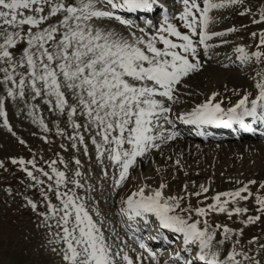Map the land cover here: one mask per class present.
<instances>
[{
    "label": "snow or ice",
    "instance_id": "obj_1",
    "mask_svg": "<svg viewBox=\"0 0 264 264\" xmlns=\"http://www.w3.org/2000/svg\"><path fill=\"white\" fill-rule=\"evenodd\" d=\"M180 3L176 9V0L172 7L168 0H0V118L12 131L7 105L23 103L33 123L50 132L42 113H37L40 105L36 101L40 100L57 117L55 134L69 142L61 143L60 148L74 150L69 161L59 153L56 159L41 156L39 163L35 154L27 160L11 158L31 181L26 187L39 193V199L25 195L23 206L37 216L36 226L45 230L48 251L59 257V264H264L260 237L248 241L256 245L250 254L238 238L243 236V228L210 222L212 214L231 218L248 213L240 202L250 198L257 214L248 215L241 223L259 221L264 216V194L251 190L256 180L211 197L207 195L210 184L190 191L185 183L181 194L166 195L168 185L163 182L156 188L142 184L121 197L118 213L131 222L126 224L129 230L143 222L157 227L158 238L169 239L162 230L179 235L170 259L161 260L134 232L140 251L131 248L111 221H106L92 195L95 185L88 183L75 155L82 152L89 156L90 141L102 176H108L105 158L113 167L115 194L137 158L177 139L176 120L198 128L238 124L249 131V118L264 124V0L258 5L251 0ZM218 9L235 10L258 26L250 32L251 46L235 48L241 66H262L252 77L253 91L243 90L227 107L219 99L220 93L212 91L202 102L173 117L179 88L186 87L184 80L190 74L205 67L209 50L216 46L210 43L213 38L227 44L223 39L227 34L248 28L242 24L240 28L213 30L217 21L212 12ZM60 117H66L64 128ZM43 139L48 142L47 136ZM175 164L182 166L179 158ZM192 185L195 189L194 181ZM258 187L264 190V181ZM7 191L11 194L12 190Z\"/></svg>",
    "mask_w": 264,
    "mask_h": 264
},
{
    "label": "rangeland",
    "instance_id": "obj_2",
    "mask_svg": "<svg viewBox=\"0 0 264 264\" xmlns=\"http://www.w3.org/2000/svg\"><path fill=\"white\" fill-rule=\"evenodd\" d=\"M247 2L248 0H246V3ZM251 2L258 5L260 3V0H251ZM180 7L181 3L175 8L179 9ZM212 15L216 17L217 22L211 27L216 31H222L225 28L231 26L240 28L242 24H250V21L248 22L247 20L249 19L248 16L238 15L237 12L232 9L213 10ZM142 20L143 19H140V22H142ZM249 27L250 26H248L246 30L241 29L239 32L227 34L223 38L228 41L227 44H221L220 38H213L210 43L216 46L209 50L208 56L210 57V59H207L205 67L200 71L195 72L196 74H190V76L186 80H189L191 77L196 78L200 75V78L202 79V77H204L206 74L205 72H208L210 68H216L218 70H226L230 73L239 74L238 76L242 77V84H247V81L249 80L252 81V77L248 78V75L253 74V72L255 74L256 71L260 70L262 66L255 63H251L247 66H241L236 60L237 54L235 53V48L239 44H246L248 46H251L253 44V40L248 34H250V32L252 31L257 30L258 26H253L251 28ZM200 51L201 59L204 60L205 57L203 56L202 48ZM225 65H227V67H225ZM205 79L208 80L206 76ZM186 80L184 81L186 87L179 88V102L175 104V112H181L186 108H191L195 104L202 102V100H198L195 102L193 100H190V97L192 95L190 96L189 93L195 92L194 90H196L197 92H201L200 90H203V87L198 88V86L194 85L193 82H197V79L193 80V82L190 80ZM210 80V82L214 83L211 84L213 88L215 86V82L211 78ZM189 90L191 92H188ZM203 93L204 92H201V94ZM224 95L227 94H223V96ZM223 96H221L220 99L227 100L229 98L228 95L224 97ZM202 99H205V97ZM186 100H189L191 104ZM36 103L40 105V107L37 109V113H42L45 122L51 129L50 132L45 133L38 123H33L32 118L28 115V108L23 103L12 104L11 102H9L7 105L8 120L11 125L12 131H9L8 128L4 126L3 119L0 118V161H4V166L0 167V264H59V257L48 251L45 230L37 228L36 226L39 222L37 216L32 213L30 208L23 206L25 204V201L23 199L25 195L30 196L34 199H39V193L35 189H29L26 187L27 184L31 183V181L29 180V178H27L26 174L22 171L19 165H14L11 163V158L13 157L19 158L23 156L27 160L31 159L33 154H35L38 163L41 162V156H43V158L46 160L56 159V153H59L61 156H63L66 161L71 160V158L73 157L74 150L68 148L67 151H65L60 148L61 143L68 144L69 142L61 136L55 134L56 129L54 121L57 119V117L53 113L49 112L47 106L44 105L40 100H37ZM232 103H234V101H232ZM59 120L60 127L64 128L66 126V117H60ZM67 131L70 133L71 128H68ZM13 133H15V135H13ZM44 136L48 137V142H45V140L43 139ZM21 139L25 141L24 144H21L19 142ZM262 141H264V139ZM188 143L187 150L190 148L189 146H191V144L188 145ZM245 144L246 142L243 141L227 142L225 145H229L228 147L221 144L222 146L220 148H222V152H220L221 154H226L225 156L221 154L219 155L218 149H215L216 147H218L216 145H202L201 142L194 143L193 146H195V149L202 153L196 154L194 151L190 156H187L179 153H174L173 149L175 147H177L176 149L179 148V150L186 149L185 145H182V142L178 141V144H175L176 146H170L168 144V146H166L167 151L163 152V155L161 154L162 149L161 151H158L159 155L155 153V157L148 154V157L150 158L149 162H146V165L143 166V168H138L139 170L135 174L130 173L132 180L130 179L128 185L126 186V189L120 191L117 190L118 188H116L115 194H113L112 176L108 177L110 178L109 180L103 179L102 167L98 163L94 147L90 145V143L89 156L91 157V159H89V156H85L82 152L75 153V155L78 156L81 160V163L83 165L82 171L86 173V177H88V183H92L95 185L96 190L94 193H92V195L95 196L96 200L99 201V211L101 212L102 216L105 217L106 221H111V225L113 226V224L116 225L117 218L119 217L117 213L120 207V198L126 197L127 195H129V193L131 194V192L135 191L142 184H148L154 188L158 187L161 182L167 184V182L165 181L168 177V174H166L165 171L172 172L169 174L170 178L168 177V179L171 180L173 178L176 179L181 177V179L183 180L182 183L178 185V187H176L177 185L174 182L168 183V187L164 190L166 195L181 194L183 191V185L185 183L189 184V190L192 191L194 190L192 185V182L194 181L196 185L195 189L197 190L200 184H205L206 186L210 184L211 188L207 195L211 197L215 195L216 192H219V190H214V186L220 187V191H222L223 188L225 189V191H230L242 186V184L247 183V180L250 179L256 180L258 182L257 185L250 186L253 193L260 192L264 194V190H260L258 187L259 182L264 181V142H252L250 143L249 147H246L247 145ZM209 147L212 148L211 151L214 157L212 158L214 162L213 167H211L210 163H206V155L203 154L204 149L207 150ZM225 149L227 150L224 153ZM207 155H210L209 150L207 152ZM185 156L186 158H184ZM169 157H171V159L174 158V162L177 158L180 157L179 159L182 165L180 166L182 168L181 172L176 171V167H178L176 164L171 165L170 161L166 159ZM206 159H208V157ZM233 159H235V161H233ZM164 165H166L167 167ZM169 165H171V167H169ZM199 165L201 166L199 167ZM43 166L47 168V165ZM72 166V164L69 165L70 168ZM104 166L108 169L112 167L110 161H108L107 158H105L104 160ZM60 167L62 168L63 165H60ZM165 167L166 169L163 170L162 168ZM186 173H190L192 175L186 179ZM259 173L261 174L260 176H258ZM196 174L198 175V177H196ZM226 180H230V182L234 180L232 181V183L236 182L237 186L235 184H222V182H226ZM101 185H103L102 188ZM9 188H11L12 190L11 194H9L7 191ZM102 191L104 193L109 191V194L107 192L104 195ZM101 193L103 194V196L101 195ZM207 202L209 201H205V203ZM192 203L196 205L197 198L193 197ZM240 206L247 207L248 209H252L253 206V208L257 207L254 200L251 198L250 202L241 201ZM104 209H108V211H105ZM256 214L257 213H253L250 215ZM236 216L237 215H234L232 216L233 218H229L225 214H212L210 216V222L214 221L220 224H228L229 227L237 229L243 228V236L238 237L240 239V244L243 246L245 251H249L250 254H254L256 245H249L248 241L253 236H257L260 237L261 242L264 243V216H261V219L259 221L248 225H244L241 223L242 220L246 219L247 215H240V217ZM109 217L110 219H108ZM108 227L109 226L106 223L105 229L107 230ZM115 229L118 232V229L116 227ZM119 235L122 238H126V235L123 232L119 233Z\"/></svg>",
    "mask_w": 264,
    "mask_h": 264
},
{
    "label": "bare ground",
    "instance_id": "obj_3",
    "mask_svg": "<svg viewBox=\"0 0 264 264\" xmlns=\"http://www.w3.org/2000/svg\"><path fill=\"white\" fill-rule=\"evenodd\" d=\"M168 1H170V0H168ZM170 7H172V5L170 4L169 5ZM229 12V11H228ZM157 17V16H156ZM248 20V22L250 21V18L249 19H247ZM224 22V21H223ZM248 26H250L249 28H251V27H253V26H256V25H252V24H248ZM249 36H250V34H248ZM203 50V49H202ZM203 56H204V54H203ZM201 73V72H200ZM206 74H205V76L208 78V80H206L205 79V76L204 77H202V79L200 78L201 77V75L200 76H198V77H196V78H190L189 80L190 81H192L193 82V80H195V79H197L196 81L197 82H193L194 83V85L195 86H198V88L200 87H203V90H200L201 92H204L203 94H201V92H197L196 90H194L195 92H191L190 90L188 91V92H191V93H189L190 94V96L193 98H191L190 97V100H193L194 102L195 101H200V100H204V99H202V98H206L208 95H210V93L212 92V91H217V92H219L220 93V97L221 96H223V94H227L228 95V99L226 100H224L223 101V106L224 107H227V106H229V101H236L237 99H238V97H239V94H241V92L243 91V90H248V91H253V80L252 81H247V84L246 83H244V84H242L241 83V81H242V77H239L238 75L239 74H237V73H230V72H227L226 70H218V69H216V68H210L209 70H208V72H205ZM196 74V73H195ZM202 74V73H201ZM203 75V74H202ZM255 74H254V72H253V74H250V75H248L249 77L248 78H250V77H253ZM210 78L215 82V86L212 88V85L211 84H214L213 82H210L211 80H210ZM246 78V77H245ZM187 79V78H186ZM185 79V80H186ZM184 80V81H185ZM189 80H186V81H189ZM210 82V83H209ZM249 82H252V83H249ZM189 83V82H188ZM192 85V84H191ZM216 87V88H215ZM191 88V87H190ZM193 88H195V87H193ZM213 89H215V90H213ZM233 89H236L237 90V94H233ZM193 91V90H192ZM185 94V93H184ZM187 94V93H186ZM227 95H224V96H227ZM223 96V97H224ZM184 97V96H183ZM220 97H219V99H220ZM182 101V100H181ZM187 101V100H186ZM189 101V100H188ZM187 101V102H188ZM179 102V101H178ZM190 102V101H189ZM177 104V103H176ZM190 104H191V102H190ZM193 104V103H192ZM183 107H185V106H183ZM174 108H175V104L173 105V117H175V115H178V114H180V113H182V112H184V111H188V110H190L191 108H186V109H184L183 111H181V112H175V110H174ZM250 121V122H249ZM250 125H251V127H252V130L251 131H249V130H246V129H243V128H241L238 124L237 125H233V126H231V127H229V128H227V127H225V125H221V127H223V128H219L218 126H214V125H202V126H200L198 129H196L197 131H201V132H203V133H205V136H204V138H201V139H205V137H207V139H208V141L206 142V143H204V144H207V145H214V144H212V143H210V141H211V137H210V135L212 134L213 135V137H216V136H223V135H230L231 137H232V141H230V142H246V144L245 145H247L246 147H249L250 146V143H252V142H264V141H262L263 139H264V135L262 136L261 135V133L263 132H261V128H264V124H261V123H259V122H255V121H252L250 118L248 119V121H247ZM175 123L176 124H178V125H182L183 127H186V129L187 130H183L182 132H180L179 133V136L177 137V139L176 140H174V141H168V142H166L165 144H163L162 145V147H161V149H162V152H161V154L163 155V152H166L167 151V147L166 146H168V144L170 145V146H176L177 144H178V141H180V142H182V145L184 146L185 145V147H186V149H182V150H179V148L178 149H176L177 147H175L173 150H174V153H179V154H182V155H187V156H190L191 154H192V152H194L195 151V153L196 154H199V153H202V152H200V151H198L197 149H195V146H193V144H191V143H188L187 141H186V139H184V134L186 133V134H192V136H194V137H196V138H198V133L195 131V130H192V127H193V125H189V124H185L183 121H179L178 120V122H177V120L175 121ZM166 127H168V126H166ZM223 137H226V136H223ZM228 138H230V137H228ZM90 143V142H89ZM187 143H188V145L189 144H191V146H189L190 148L187 150ZM176 144V145H175ZM216 144H218L217 142H216ZM226 144V143H225ZM225 144H223V145H225ZM258 144H261V143H258ZM257 144V145H258ZM90 145H91V143H90ZM181 145V144H180ZM207 145H206V147H207ZM216 146H218V147H216L215 149L217 150L218 149V152H219V155L221 154V149L222 148H220L222 145H216ZM226 146V145H225ZM229 146V145H228ZM228 146H226V147H228ZM205 147V148H206ZM215 147V146H214ZM213 147V148H214ZM224 147V146H223ZM232 147V146H231ZM236 147V146H235ZM234 147V148H235ZM161 149L160 150H152L150 153H148L149 155H152L153 157H155L156 155H155V153H157V155H159V152L158 151H161ZM211 149L212 148H208L207 150L206 149H204V152H203V154L204 155H206V158L208 157V159H206L205 157V160L207 161L206 163H210L211 164V167H213V165H214V162H213V160H212V158H214L213 157V154H212V151H211ZM232 149V148H231ZM260 149H261V147H260ZM170 150V149H169ZM208 150H209V153H210V155H207V152H208ZM214 150V149H213ZM226 150L227 149H225V151H224V153L226 152ZM237 150V149H236ZM215 151V150H214ZM221 151V152H220ZM173 153V154H174ZM235 153V152H234ZM148 154L144 157V158H137V164L135 165V166H133L131 169H130V173H136L139 169L138 168H143V166H145L146 165V162H149V157H148ZM232 154H233V152H232ZM201 155V154H200ZM200 155H199V157H200ZM221 155H223V156H225L224 154H221ZM177 156H180V155H177ZM176 156V157H177ZM234 156V155H233ZM174 157V156H173ZM235 157V156H234ZM233 157V158H234ZM180 158V157H179ZM182 158V157H181ZM184 158H186V156L184 157ZM183 158V159H184ZM192 158V157H191ZM194 158V157H193ZM220 158V157H219ZM222 158V157H221ZM236 158V157H235ZM168 161H170V164L171 165H174L175 164V162H174V158L173 159H171V158H166ZM176 159V158H175ZM196 159V158H195ZM248 159V158H247ZM233 161H235V159H233ZM221 162V161H220ZM159 163V162H158ZM221 164V163H220ZM219 164V165H220ZM155 165V164H154ZM171 165H169V167H171ZM216 165V164H215ZM164 166H166V165H164ZM195 166V165H194ZM201 165H199V167H200ZM156 167V166H155ZM167 167V166H166ZM166 167L165 168H162L163 170L164 169H166ZM173 167V166H172ZM204 167V166H203ZM219 167V166H218ZM174 168V167H173ZM216 168V167H215ZM172 169V168H171ZM201 169V168H200ZM162 170V171H163ZM205 170V169H204ZM208 170V169H207ZM262 170V169H261ZM107 171H108V176L107 177H103V179H110V178H108V177H111L112 176V174H113V169H112V167L110 168V169H108L107 168ZM118 169H116V172H117V174H118ZM176 171H182V168L180 167V166H178V167H176ZM193 171V170H192ZM230 171V170H229ZM232 171V170H231ZM264 172V171H263ZM165 173L166 174H168V177L170 178V173H172L171 171L169 172H166L165 171ZM182 174V173H181ZM172 175V174H171ZM192 174H190V173H186V175H185V177H186V179L187 178H189L190 176H191ZM197 175V174H196ZM261 174L259 173L258 174V176H260ZM183 176H184V174H183ZM256 176V175H255ZM168 177L166 178V181L165 182H167V184L168 183H170V182H174L177 186L176 187H178V185H180L181 183H182V179H181V177H179V178H173V179H168ZM172 177V176H171ZM193 177V176H192ZM196 177H198V175L196 176ZM211 177V176H210ZM213 178V177H212ZM259 178V177H258ZM130 179H131V175H129L128 176V178L126 179V181H124L123 183H122V185L120 186V188H118L117 190H120V191H123V190H125L126 189V186L128 185V183H129V181H130ZM184 179V178H183ZM197 179V178H196ZM202 179V178H201ZM132 180V179H131ZM224 181V180H223ZM232 181H234V180H232ZM232 181L230 182V180H226V182H222V184H225V185H233V184H235L236 185V182H234V183H232ZM248 181V180H247ZM238 184V183H237ZM245 184V183H244ZM237 186V185H236ZM235 186V187H236ZM214 190H219L220 191V187H216V186H214ZM194 190H197V189H194ZM97 191H101V190H97ZM133 191V190H132ZM222 191H225V189L223 188V190ZM103 192V191H102ZM108 192V194H109V191H107ZM107 192H103L104 193V195L107 193ZM130 194V193H129ZM101 195L103 196V194L101 193ZM115 198V197H114ZM112 201V200H111ZM102 202H104V201H102ZM102 202H101V204H102ZM247 202V201H246ZM249 202H250V200H249ZM102 206H104V205H102ZM254 207V206H253ZM252 207V209H249V212L248 213H246V214H244L243 216H248V215H250V214H253V213H256V208L257 207H255V208H253ZM104 208V207H103ZM102 208V209H103ZM105 211H108V209H104ZM109 216V215H108ZM218 216V215H217ZM234 216V215H233ZM220 217V216H219ZM237 217V216H236ZM240 217V216H239ZM233 218V217H232ZM108 219H110V217L108 218ZM117 224H118V226L120 227H118L117 226ZM113 226L114 227H116L117 229H118V233H122V232H125L124 231V227H123V225H122V221L120 220V219H118L117 220V222H116V225H114L113 224ZM139 227V229H143L145 226L144 225H139L138 226ZM123 228V229H122ZM167 232H169L168 230H166ZM108 234V232H107V230H106V235ZM173 234V233H172ZM175 234H173V236H174ZM121 239L122 240H127L126 238H122L121 237ZM151 239L152 240H158V241H161V242H163V243H169V241H167V240H164V239H162V238H158V232L157 231H152V234H151ZM128 241V244L131 246V248H135L136 249V251L137 252H139L140 251V249H139V247L137 246V245H135L134 244V242L133 241H130V240H127ZM172 247V246H171ZM129 254L130 255H132V256H135V253H132V252H129ZM145 264H147V261H145Z\"/></svg>",
    "mask_w": 264,
    "mask_h": 264
}]
</instances>
